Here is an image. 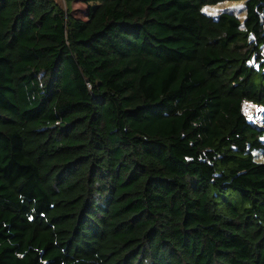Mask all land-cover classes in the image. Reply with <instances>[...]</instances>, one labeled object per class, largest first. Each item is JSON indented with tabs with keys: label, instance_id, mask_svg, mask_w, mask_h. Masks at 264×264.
Wrapping results in <instances>:
<instances>
[{
	"label": "trees",
	"instance_id": "obj_1",
	"mask_svg": "<svg viewBox=\"0 0 264 264\" xmlns=\"http://www.w3.org/2000/svg\"><path fill=\"white\" fill-rule=\"evenodd\" d=\"M71 1L0 0V264H264V0Z\"/></svg>",
	"mask_w": 264,
	"mask_h": 264
},
{
	"label": "rangeland",
	"instance_id": "obj_2",
	"mask_svg": "<svg viewBox=\"0 0 264 264\" xmlns=\"http://www.w3.org/2000/svg\"><path fill=\"white\" fill-rule=\"evenodd\" d=\"M61 4L65 6L64 0H60ZM71 12L76 17H84L87 6L85 3L82 2V0H72L70 3ZM203 10L211 15L218 14L222 11H228L233 12L236 14L240 19H243L245 15V6L244 1H223L218 4L212 5V6H205L203 7ZM260 107L256 105H252L250 103L244 104V112L247 115V118L250 119V112L255 115Z\"/></svg>",
	"mask_w": 264,
	"mask_h": 264
},
{
	"label": "built area",
	"instance_id": "obj_3",
	"mask_svg": "<svg viewBox=\"0 0 264 264\" xmlns=\"http://www.w3.org/2000/svg\"><path fill=\"white\" fill-rule=\"evenodd\" d=\"M256 67H257V66H256ZM245 103H250V104H252V105H256V106L260 107L255 115L253 114V112H252V113L250 112V115H249V116H250V119L247 118V115H246V113L244 112V104H245ZM242 110H243V113L245 114L246 119H247L249 122H252V123H254V124H258V123L261 121V119H262V114H263V111H262V107H261V106H259V105H257V104H253L252 102L244 101L243 104H242Z\"/></svg>",
	"mask_w": 264,
	"mask_h": 264
}]
</instances>
